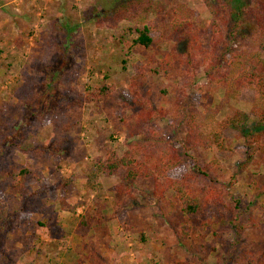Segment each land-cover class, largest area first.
I'll return each mask as SVG.
<instances>
[{"label":"rangeland","instance_id":"obj_1","mask_svg":"<svg viewBox=\"0 0 264 264\" xmlns=\"http://www.w3.org/2000/svg\"><path fill=\"white\" fill-rule=\"evenodd\" d=\"M106 2L110 4V0H0V110L9 135L19 131L23 136L16 140L20 148L0 140V205L8 210L10 222L19 217L16 226L0 235L1 264H234L240 250L264 249L261 197L250 188L252 182L264 185V163L249 160L245 166L243 155L236 151L221 158V181L213 182L195 171L194 164L204 166L215 156L203 146L194 147L191 158L168 173L171 178H186L193 187L220 191L216 205L206 203L211 209L208 227L202 225L207 216H190L179 207L171 222L165 219L162 202L152 195L153 178L137 179L131 194H124L122 171H103L97 176L100 188L85 189L92 162L112 153L121 156L129 139L141 140L148 130L171 136L177 145L184 138L183 126L171 128L170 115L142 127L134 125L138 107L132 105L129 92L138 69L146 74L140 93L157 108L169 110L186 98L192 109L212 107L219 118L237 109L249 117V128L255 121L250 104L225 97L224 86L210 84L196 62L185 64L184 49L173 37L144 49L131 44L132 29L139 22L120 20L113 25L108 18L100 24L92 20L93 6ZM159 2V11L150 13L152 26L164 27L170 5L185 3L195 12L192 20L204 44H209L214 26L205 0ZM61 46L68 47L65 60ZM10 51L22 54V61L7 67ZM47 66L63 75L59 86L67 85L59 104L69 106L64 123L73 124L71 130L52 124L26 125L20 92L27 82L33 86L42 81L41 67ZM30 77L35 81H28ZM105 84L107 95L87 98ZM57 140L60 148L52 145ZM242 143V138L230 141L234 148ZM44 144L52 151L37 156L34 150ZM21 168L28 172L23 186L17 187L14 174ZM64 178L70 180L67 185L62 184ZM169 198L177 200L170 190L163 202ZM90 207L105 215V232L79 224V214ZM235 216L239 233L230 224ZM183 224L190 231L180 239L177 227Z\"/></svg>","mask_w":264,"mask_h":264},{"label":"trees","instance_id":"obj_2","mask_svg":"<svg viewBox=\"0 0 264 264\" xmlns=\"http://www.w3.org/2000/svg\"><path fill=\"white\" fill-rule=\"evenodd\" d=\"M207 10L212 15V37L209 44H204V38L198 27L193 23L194 11L185 3L171 4L167 10L169 20L164 27L150 24V13H157L161 7L159 0H110L105 6H93L90 18L97 23L105 19L112 21L114 25L120 20L139 22L133 27L132 45H139L144 49L150 48L154 43L173 37L176 43H180L186 57L185 64L192 65L202 70L210 84H220L225 88V97L250 104V111L254 117L252 127L249 126V117L241 110L235 109L233 114L219 118V112L215 108L205 107L202 111L192 109L186 98L174 104L172 108H157L152 101L144 98L140 89L146 83L144 70L137 71L130 86V100L132 105L138 107V116L135 126L142 127L145 124L159 119L171 118V128L183 126L184 138L179 145L170 136L166 138L155 130H148L143 139H129L128 149L121 156L112 153L105 159L96 158L92 166L86 172L85 189L93 191L100 188L98 174L101 172L121 174V192L131 194V190L139 178H153L155 180L153 197L162 202L160 209L162 216L169 222L172 221L176 209L179 207L187 215H204L202 225L209 226L211 218L206 203L213 207L220 200V191L209 189L206 186L193 187L186 178H171L168 173L181 165L186 159L191 158L194 147H202L211 150L215 156L204 166L194 164L197 173L211 179L213 182L221 181V158L231 152L243 155L245 166L249 160L264 163V0H205ZM107 7H113L108 11ZM68 33V32H67ZM66 41V38H65ZM60 53L65 60L68 56V47L61 46ZM22 49V48H21ZM23 51V49H22ZM21 51V52H22ZM6 66L17 65L22 61V54L8 53ZM124 64L125 60L122 61ZM45 72L43 80L31 85L27 82L26 90L20 92L24 98L22 107L27 112L26 125L31 123L52 126H61L63 130H71L73 124L68 126L65 110L69 106H60L59 101L65 97V86L60 85L62 76L58 70L51 67H41ZM67 72L65 73V75ZM35 78L30 77L28 81ZM35 81V80H34ZM109 87L105 84L90 91L88 99L97 100L107 95ZM187 97V96H185ZM61 120H58L59 118ZM4 113L0 110V140L7 141V146L20 148L16 140L22 139L21 133L9 135L8 125L5 123ZM64 123V124H63ZM243 139V143L232 147L231 140ZM59 140L52 143L53 147L60 148ZM3 144V143H2ZM0 147L3 146L0 143ZM36 155H43L52 151L48 144L43 149H35ZM244 167V165H243ZM27 168H21L15 175V186L22 187L27 174ZM63 185L69 183L64 178ZM251 192L260 196V207L264 211V185L255 182L250 184ZM171 191L177 200L169 198L166 202V192ZM76 213L75 206L72 208ZM8 210L4 204L0 205V235L11 226L18 224L19 217L9 221ZM79 224L91 231L105 232L106 218L97 207L86 208L83 214H79ZM238 218L231 219V227L236 233L241 230L237 226ZM190 226L183 224L177 227V235L180 239L188 236ZM206 233V230L205 232ZM203 245L201 246V249ZM3 258H0V264ZM234 264H264V249H242L235 256Z\"/></svg>","mask_w":264,"mask_h":264}]
</instances>
